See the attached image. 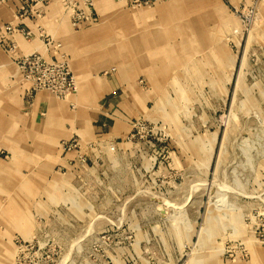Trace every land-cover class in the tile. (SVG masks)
<instances>
[{
  "label": "rangeland",
  "instance_id": "1",
  "mask_svg": "<svg viewBox=\"0 0 264 264\" xmlns=\"http://www.w3.org/2000/svg\"><path fill=\"white\" fill-rule=\"evenodd\" d=\"M181 5L198 37L149 114L80 142L56 183L1 187L0 264H264V0Z\"/></svg>",
  "mask_w": 264,
  "mask_h": 264
},
{
  "label": "crops",
  "instance_id": "2",
  "mask_svg": "<svg viewBox=\"0 0 264 264\" xmlns=\"http://www.w3.org/2000/svg\"><path fill=\"white\" fill-rule=\"evenodd\" d=\"M182 2L137 9L143 14L129 16L131 11L123 3L95 0V21L75 29L60 0H50L42 16L22 20L16 17L21 0L0 1V27L19 24L34 34L32 38L13 35L18 54L36 51L50 58L52 48L45 44L49 35L69 53L79 79L77 92L68 100L41 90L29 105L20 69L0 42V215L3 185L29 184L35 193L38 183L49 178V183L58 181L53 179L54 169L67 167L76 156V151L62 150V140L73 136L81 143L104 136L118 139L130 131L133 119L149 114L148 105L159 102L165 92L162 83L167 71L177 69L180 57L190 55L191 42L198 37V19L182 16ZM176 33L183 35L181 41L167 42ZM119 61L129 68H118ZM113 66L115 73L101 74ZM143 70H151L150 90L138 82Z\"/></svg>",
  "mask_w": 264,
  "mask_h": 264
},
{
  "label": "built area",
  "instance_id": "3",
  "mask_svg": "<svg viewBox=\"0 0 264 264\" xmlns=\"http://www.w3.org/2000/svg\"><path fill=\"white\" fill-rule=\"evenodd\" d=\"M6 1V0H0ZM95 0H60L63 10L70 15L71 23L75 29L82 25L92 23L96 19ZM129 8L150 7L162 0H115ZM50 0H23L16 11L19 20L25 18H38L45 12ZM15 33H20L25 38H32L33 32L23 25L6 23L0 27V42L17 63L24 87V95L27 103L32 104L38 91L46 90L56 98L66 99L77 92V83L70 66L68 54L62 50V43L53 37L46 35L45 44L52 48V56L47 58L39 52L18 54L17 45L13 39ZM61 147L64 152L82 149L78 136L62 140ZM84 155L78 157L85 162ZM82 163V164H83Z\"/></svg>",
  "mask_w": 264,
  "mask_h": 264
},
{
  "label": "bare ground",
  "instance_id": "4",
  "mask_svg": "<svg viewBox=\"0 0 264 264\" xmlns=\"http://www.w3.org/2000/svg\"><path fill=\"white\" fill-rule=\"evenodd\" d=\"M151 13V12H150ZM149 13V14H150ZM141 14H143V12H139V11H137L136 9L135 10H133V14H132V16H140ZM161 33V32H160ZM155 36V35H154ZM188 37V36H187ZM147 42V41H146ZM156 43V42H155ZM148 44V43H147ZM157 44V43H156ZM146 46V45H145ZM148 46V45H147ZM107 50V49H106ZM105 53H106V51H105ZM103 55H105V54H103ZM107 56V55H106ZM176 56V55H175ZM96 57V56H95ZM122 63V62H121ZM114 68V67H113ZM76 77V76H75ZM75 79H77L78 81H79V79H78V75H77V77L75 78ZM78 86V85H77ZM70 98V97H69Z\"/></svg>",
  "mask_w": 264,
  "mask_h": 264
}]
</instances>
